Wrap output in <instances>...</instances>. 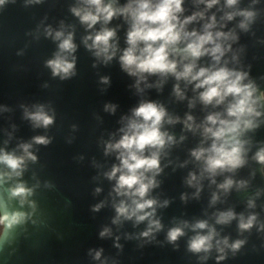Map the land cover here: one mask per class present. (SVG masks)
<instances>
[{
  "label": "water",
  "instance_id": "1",
  "mask_svg": "<svg viewBox=\"0 0 264 264\" xmlns=\"http://www.w3.org/2000/svg\"><path fill=\"white\" fill-rule=\"evenodd\" d=\"M102 2L115 14L92 27L73 12L95 14L85 0L0 4V152L23 158L16 170L0 163V216L22 214L18 222L1 228L0 264H264V162L257 159L264 151V0H236L233 5L217 0L211 7L207 0H182L181 11L175 13L177 28L194 18L183 23L174 47L183 49L194 39L184 33L203 35L212 24L207 31L214 41L204 48L219 43L223 53L215 60L210 52L192 58L169 49L175 73L193 64L187 78L172 72L129 74L120 57L129 47L127 34L134 21L130 11L120 10L129 5L136 9L138 0ZM148 2L154 7L160 0ZM103 29L114 35L108 53L97 56L86 38ZM217 32L224 35L217 39ZM69 34L75 46L71 53L59 48ZM143 47L138 43L135 54ZM57 56L74 64L69 75H53L48 61ZM200 69L206 74L224 69L232 73L229 79L240 74L239 84L252 91L253 113L241 117L235 134L224 137L235 135L239 142L241 164L235 168L208 171L211 146L223 141L205 129L215 131L219 120L235 121L228 108L239 96L205 103L201 93L207 86L197 87L204 77L191 79ZM145 103L164 111L158 125L164 144L137 153L145 158L155 153L158 159L157 169L138 170L143 183L153 182L141 198L133 194L138 185L117 191L118 178L127 171L121 154L127 152L109 146L132 135V123H144L134 110ZM38 111L52 123L32 120ZM208 116L218 117L216 124ZM36 137L48 142L36 143ZM23 145L30 146L27 153L35 159ZM194 152L202 154L197 158ZM114 167L119 171L110 179ZM226 181L231 184L221 187ZM17 186L26 189L23 195H13ZM133 200L154 204L131 218L118 216L121 202L131 210ZM228 212L229 220L217 222ZM145 213L150 215L136 219ZM250 218L251 226L242 229L240 224ZM199 222L205 228L194 227ZM177 228L181 234L170 240L169 232ZM210 232V247L191 249L197 236ZM236 242L239 247L233 248Z\"/></svg>",
  "mask_w": 264,
  "mask_h": 264
},
{
  "label": "clouds",
  "instance_id": "2",
  "mask_svg": "<svg viewBox=\"0 0 264 264\" xmlns=\"http://www.w3.org/2000/svg\"><path fill=\"white\" fill-rule=\"evenodd\" d=\"M85 2L95 8V14L90 11H84L81 14L80 10L73 9L75 15L79 16L81 22L87 23L88 27H92L97 21L103 18L104 22L107 23L115 14V10L110 4L104 5L102 0H85ZM217 0H207V6L211 7L215 4ZM4 0H0V4H3ZM182 0H160V3L151 7L148 0H138L136 9H131V6L121 9V12H131L133 18V25L131 30L127 34V43L129 47L124 50L123 55L120 57L122 67L129 71V74H136V72H148V73H164L172 72L175 73L176 63L174 61H169L168 54L169 49L172 52L182 51L187 56L192 58H198L206 52H210L213 59L219 60V56L216 54H223L221 45L215 43L211 49L204 48L205 44L213 43V34L207 31L208 28L212 27V24L205 26V32L203 35H197L195 32L184 33L185 37H194L191 42L187 43L183 49L178 50L174 45L181 39V30L183 29V23H187L194 17L187 18L180 27L177 28V17L175 13L181 11ZM228 5H233L236 0H226ZM242 15L250 16L251 13H242ZM231 19V16H228ZM243 27V25H241ZM114 35V32L109 29H103L97 32L95 36L87 37L86 39H91L92 44L90 47L97 49L96 55L108 53L110 47L109 40ZM216 38H220L222 33L217 32ZM61 36L60 32L56 33V37ZM71 34L67 38L62 40L59 44V48L62 51L71 53L74 50V44L71 42ZM159 41L158 46L154 47V44ZM143 42L144 47L139 49V54L137 52L138 43ZM170 46H173L170 48ZM105 59H111V56L105 55ZM48 66L51 67L53 75H58L63 73V76H67L70 70L73 69L74 64L68 62L64 58L57 56L56 59L48 61ZM193 64H187L184 66L182 72L175 73L177 78L185 77L187 78L192 73ZM206 69H200L195 75L191 77L192 80H197L200 77H204L203 80L197 85V87H206V90L201 93V99L205 103H209L216 98V102L220 103L225 96L232 94L233 96H239V99L228 108V115L236 117L235 121L229 122L226 120H219L220 127L213 131L211 128H206V133H211V135L216 140H222L223 142L217 146L214 142L211 146L210 151L213 155L209 156L207 159L208 171L215 172L217 168L231 167L235 168L241 164L240 159V145L239 142L235 140V135L225 139L226 133L235 134L237 129L240 127L241 117L244 115H249L253 113V108L251 106L254 101H250L252 96V91L249 85L241 86L239 81L242 79L240 74L235 75V79H229L232 73L220 69L206 74ZM62 76V78H63ZM134 115L141 117L144 123L137 124L132 123L130 128L133 130L132 135H125L122 139L115 145H110L109 147L123 148L126 150L127 155L121 154V164L122 168L126 169V173L121 174L118 178V188L132 189L134 185H138L135 188L134 195H138L143 198L146 191L150 186H152V180H148V183H143L144 176L142 172L138 173V170L143 169L145 171L150 169L158 168V159L155 153L151 155L150 158H145L138 155V152H142L146 146L159 147L164 144L163 135L158 130V125L160 124L162 117L164 116L163 109L158 108L153 103L141 104L137 109L134 110ZM31 119L47 126L52 123L51 117L45 115L42 111H38L31 115ZM191 119V117H189ZM208 121L212 124H216L218 117L208 116ZM244 126L249 127L250 121L245 120ZM170 139V138H169ZM36 143L46 144L48 141L43 137L34 138ZM25 153H27L29 145L22 146ZM201 152H194L197 158L201 156ZM35 159V157H31ZM257 159L264 162V151L257 154ZM23 162L22 157H14L11 154H4L0 152V163L5 164L8 168L16 170L20 167ZM119 171L117 168H113L112 173L109 174L111 179L115 173ZM19 174V173H17ZM191 182V181H189ZM231 184V181H226L221 187L227 188ZM26 189L22 186H17L13 191V195H23ZM127 194V193H126ZM135 205L131 210L126 208V206L121 202L120 206L116 209L118 216L123 215L126 218H131V216L136 215L137 211H141L145 208H150L154 201L145 200L142 203L135 200L132 201ZM99 206H97L98 208ZM22 214H13L11 218L7 215L0 216V225L4 227H10L11 224L16 223L21 218ZM150 213H145L144 215L136 216L138 221L144 220L146 216ZM232 217V213H223L219 216L217 222H226ZM115 222V221H114ZM155 223L156 227H159L158 222ZM252 224V218L248 220L247 223H241L240 227L242 229L249 228ZM204 222L197 223L194 227L203 229L205 228ZM107 231V229H105ZM145 232L143 235H147ZM181 234L180 229H172L168 236L170 240H175L178 235ZM104 235V232L101 233ZM211 239V232L207 236H197L190 244V247L194 251H200L202 248L205 250L210 247L207 241ZM240 242H236L232 245L233 248H238ZM99 256V253H97Z\"/></svg>",
  "mask_w": 264,
  "mask_h": 264
},
{
  "label": "rangeland",
  "instance_id": "3",
  "mask_svg": "<svg viewBox=\"0 0 264 264\" xmlns=\"http://www.w3.org/2000/svg\"><path fill=\"white\" fill-rule=\"evenodd\" d=\"M2 225H0V231H1Z\"/></svg>",
  "mask_w": 264,
  "mask_h": 264
},
{
  "label": "trees",
  "instance_id": "4",
  "mask_svg": "<svg viewBox=\"0 0 264 264\" xmlns=\"http://www.w3.org/2000/svg\"><path fill=\"white\" fill-rule=\"evenodd\" d=\"M1 232V231H0Z\"/></svg>",
  "mask_w": 264,
  "mask_h": 264
}]
</instances>
